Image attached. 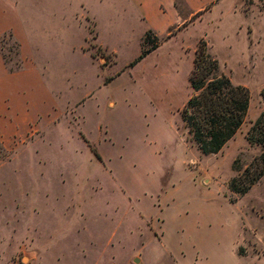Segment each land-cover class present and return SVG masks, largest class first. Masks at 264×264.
<instances>
[{"label":"rangeland","instance_id":"1","mask_svg":"<svg viewBox=\"0 0 264 264\" xmlns=\"http://www.w3.org/2000/svg\"><path fill=\"white\" fill-rule=\"evenodd\" d=\"M176 2L184 20L156 35L129 0H0V264H264V175L229 189L261 152L264 0L192 22ZM201 38L250 92L209 154L180 116Z\"/></svg>","mask_w":264,"mask_h":264},{"label":"trees","instance_id":"2","mask_svg":"<svg viewBox=\"0 0 264 264\" xmlns=\"http://www.w3.org/2000/svg\"><path fill=\"white\" fill-rule=\"evenodd\" d=\"M199 11L196 16L201 15ZM192 19V20H193ZM183 25V26H182ZM178 30L185 26L183 23ZM176 29V30H177ZM148 33L145 43H148ZM176 32L168 31V37ZM156 46L142 50L139 59ZM192 69L188 74L191 93L184 103L180 116L188 139L194 142L203 154L218 153L232 139L247 116L250 92L243 85L234 84L220 69L206 41L201 38L195 49ZM251 145H259L261 152L251 164L229 182V189L238 194L246 193L264 175V112L256 119L247 133Z\"/></svg>","mask_w":264,"mask_h":264},{"label":"crops","instance_id":"3","mask_svg":"<svg viewBox=\"0 0 264 264\" xmlns=\"http://www.w3.org/2000/svg\"><path fill=\"white\" fill-rule=\"evenodd\" d=\"M131 1L138 11L140 12V17L146 22L147 30H151L155 34L159 32V28L164 24V27H171L174 24L180 23L183 18H181V13L178 8L176 0H129ZM185 6V11L189 12L190 18L186 21L192 22L191 17L202 11V9L211 2L216 0H182ZM168 13H170L173 19H167ZM166 22V23H165ZM176 22V23H175ZM188 22V23H189ZM174 23V24H173ZM172 24V25H171ZM186 26V25H185ZM184 26V27H185ZM145 33V32H144ZM157 35V34H156ZM7 66L3 59L1 49H0V73H7ZM9 70V69H8ZM3 109L0 106V125L5 124V116L2 115Z\"/></svg>","mask_w":264,"mask_h":264},{"label":"water","instance_id":"4","mask_svg":"<svg viewBox=\"0 0 264 264\" xmlns=\"http://www.w3.org/2000/svg\"><path fill=\"white\" fill-rule=\"evenodd\" d=\"M137 260L135 259V262H136Z\"/></svg>","mask_w":264,"mask_h":264}]
</instances>
